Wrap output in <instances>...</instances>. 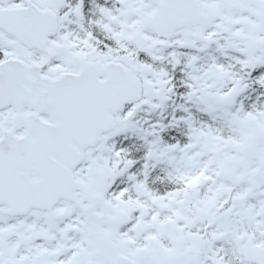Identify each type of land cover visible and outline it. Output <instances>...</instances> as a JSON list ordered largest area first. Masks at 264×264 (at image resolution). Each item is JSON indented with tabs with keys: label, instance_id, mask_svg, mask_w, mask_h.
<instances>
[{
	"label": "snow or ice",
	"instance_id": "1",
	"mask_svg": "<svg viewBox=\"0 0 264 264\" xmlns=\"http://www.w3.org/2000/svg\"><path fill=\"white\" fill-rule=\"evenodd\" d=\"M0 264H264V0H0Z\"/></svg>",
	"mask_w": 264,
	"mask_h": 264
}]
</instances>
